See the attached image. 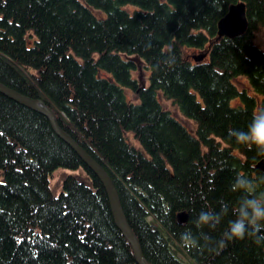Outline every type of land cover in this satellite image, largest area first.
<instances>
[{"label": "trees", "instance_id": "trees-1", "mask_svg": "<svg viewBox=\"0 0 264 264\" xmlns=\"http://www.w3.org/2000/svg\"><path fill=\"white\" fill-rule=\"evenodd\" d=\"M239 2L245 32L218 37ZM256 40L264 0H0V84L43 101L106 171L147 262L264 264L253 238L215 251L180 241L199 235L200 211L234 202L235 175L263 173V157L228 137L264 105ZM59 168L81 173L55 196ZM228 219L203 232L219 238ZM0 264H138L100 180L45 115L1 93Z\"/></svg>", "mask_w": 264, "mask_h": 264}, {"label": "clouds", "instance_id": "clouds-1", "mask_svg": "<svg viewBox=\"0 0 264 264\" xmlns=\"http://www.w3.org/2000/svg\"><path fill=\"white\" fill-rule=\"evenodd\" d=\"M228 137L238 145L255 150L256 154L264 157V105L256 108L245 127H234L228 130ZM229 191L235 200L231 204H224L217 210H202L199 212L195 227L200 230L199 235L191 230L180 234V241L186 249H207L215 251L226 247L233 241L253 238L257 246H264V173L256 176L237 174L229 185ZM227 227L219 238H212L203 232L207 228L215 230L225 219Z\"/></svg>", "mask_w": 264, "mask_h": 264}, {"label": "water", "instance_id": "water-1", "mask_svg": "<svg viewBox=\"0 0 264 264\" xmlns=\"http://www.w3.org/2000/svg\"><path fill=\"white\" fill-rule=\"evenodd\" d=\"M246 28L247 19L245 5L239 2L231 5L227 13L218 21L217 35L218 37L233 38L243 34ZM0 93L12 99L13 101L28 108H31L47 117L50 126L52 130L56 133V135H58L62 140H64L75 151V153L89 168V170L92 171V173L100 180L107 193L115 224L128 240L137 263L150 264L145 260L140 245L126 221L117 191L106 171L65 131L60 128L55 118L54 112L50 108H48L43 101L21 95L16 91L1 84ZM256 167L264 173V157L257 163ZM178 219L180 221H183L184 215L182 213H179Z\"/></svg>", "mask_w": 264, "mask_h": 264}, {"label": "rangeland", "instance_id": "rangeland-1", "mask_svg": "<svg viewBox=\"0 0 264 264\" xmlns=\"http://www.w3.org/2000/svg\"><path fill=\"white\" fill-rule=\"evenodd\" d=\"M255 43L258 44L259 47L262 50H264V45L262 44V42L261 43H258L257 40H256ZM135 76H136V73H135ZM142 76L144 78L146 76V74L143 73ZM235 82H236V85H237V87L239 89H246L248 92H250L249 85H248L247 81L243 77L237 78ZM162 103H163V106L166 109H168L173 114L177 115L176 109L174 107H172L168 101H164L163 100ZM178 118L187 127H189L191 130L194 129V125L190 121L185 120V119H183V118H181L179 116H178ZM78 173H81V172L80 171L70 170V169H65V168H59V169L55 170L53 172L52 176L49 177V188H50L51 192L53 193V195L57 196L62 191L61 185H62V179H63L64 176L69 175V174H71V175H78Z\"/></svg>", "mask_w": 264, "mask_h": 264}, {"label": "bare ground", "instance_id": "bare-ground-1", "mask_svg": "<svg viewBox=\"0 0 264 264\" xmlns=\"http://www.w3.org/2000/svg\"><path fill=\"white\" fill-rule=\"evenodd\" d=\"M82 162H83V161H82ZM52 174H53V173H52ZM51 176H52V175H51ZM51 176H50V177H51ZM106 194H107V193H106Z\"/></svg>", "mask_w": 264, "mask_h": 264}]
</instances>
